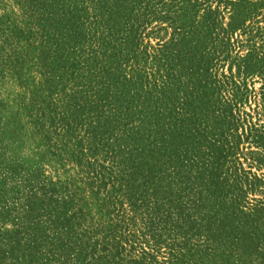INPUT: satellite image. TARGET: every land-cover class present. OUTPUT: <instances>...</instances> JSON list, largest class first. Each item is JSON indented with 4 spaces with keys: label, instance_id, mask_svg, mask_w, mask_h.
Listing matches in <instances>:
<instances>
[{
    "label": "trees",
    "instance_id": "trees-1",
    "mask_svg": "<svg viewBox=\"0 0 264 264\" xmlns=\"http://www.w3.org/2000/svg\"><path fill=\"white\" fill-rule=\"evenodd\" d=\"M210 2L28 0L49 98L35 121L98 213L0 153V264H264V175L241 161H264L245 110H264V0Z\"/></svg>",
    "mask_w": 264,
    "mask_h": 264
},
{
    "label": "rangeland",
    "instance_id": "rangeland-1",
    "mask_svg": "<svg viewBox=\"0 0 264 264\" xmlns=\"http://www.w3.org/2000/svg\"><path fill=\"white\" fill-rule=\"evenodd\" d=\"M210 3L214 8L219 4L218 0ZM30 9L28 0H0V153H3L6 161L14 163L15 167L38 172L47 181L60 180L57 186L63 194L72 190L78 191L88 201L92 214H96L98 200L92 192L83 190L79 166L71 158L65 159L52 154L43 133H40V124L35 121L34 115L38 106L44 107V102L49 101V98L47 91L40 89L48 86L45 76L41 74L42 63H39L45 53L44 41L36 34L39 27L35 24ZM220 10H224L222 13L226 24L229 12L222 3ZM156 29L155 27L154 30ZM171 31L168 28L150 33L145 41L155 45L160 37H167ZM256 40L264 46V38ZM17 56L21 59L14 65L8 58L14 59ZM253 82L252 86L259 91L263 81L254 78ZM260 102L258 95L256 102L251 97L245 105V110L252 115L255 122L258 119L260 122L264 121V110ZM48 125L49 122H46V126ZM70 146L71 143H68V148ZM253 156L256 157V154L245 150L241 157L245 169L258 176L264 175V161L260 164L252 159ZM13 182L9 179L6 184L11 186ZM61 186L62 189L65 187L64 191ZM262 196L264 186L250 197Z\"/></svg>",
    "mask_w": 264,
    "mask_h": 264
}]
</instances>
